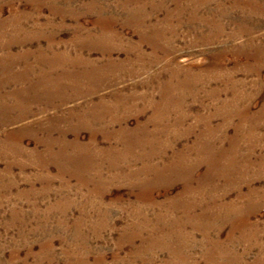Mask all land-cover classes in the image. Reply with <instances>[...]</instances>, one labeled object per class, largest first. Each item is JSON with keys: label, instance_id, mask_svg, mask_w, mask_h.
Returning <instances> with one entry per match:
<instances>
[{"label": "rangeland", "instance_id": "1", "mask_svg": "<svg viewBox=\"0 0 264 264\" xmlns=\"http://www.w3.org/2000/svg\"><path fill=\"white\" fill-rule=\"evenodd\" d=\"M0 264H264V0H0Z\"/></svg>", "mask_w": 264, "mask_h": 264}, {"label": "bare ground", "instance_id": "2", "mask_svg": "<svg viewBox=\"0 0 264 264\" xmlns=\"http://www.w3.org/2000/svg\"><path fill=\"white\" fill-rule=\"evenodd\" d=\"M181 61V60H180ZM32 87V86H31ZM33 88V87H32ZM34 89V88H33ZM73 90V89H72ZM45 93H50V91L48 90H45ZM26 113V111L24 109H21V110H18L17 111V115L16 116H13V117H16V119H21L24 117V114Z\"/></svg>", "mask_w": 264, "mask_h": 264}]
</instances>
